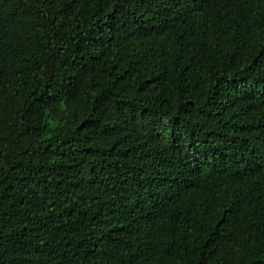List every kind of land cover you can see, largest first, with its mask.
I'll return each instance as SVG.
<instances>
[{"label":"trees","instance_id":"16d2710c","mask_svg":"<svg viewBox=\"0 0 264 264\" xmlns=\"http://www.w3.org/2000/svg\"><path fill=\"white\" fill-rule=\"evenodd\" d=\"M0 264H264V0H0Z\"/></svg>","mask_w":264,"mask_h":264}]
</instances>
